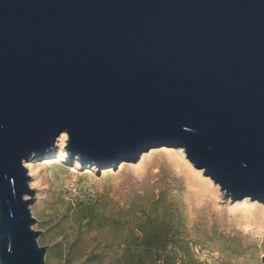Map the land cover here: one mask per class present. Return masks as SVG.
<instances>
[{
	"label": "water",
	"instance_id": "1",
	"mask_svg": "<svg viewBox=\"0 0 264 264\" xmlns=\"http://www.w3.org/2000/svg\"><path fill=\"white\" fill-rule=\"evenodd\" d=\"M63 132L101 169L181 148L264 202V0H0V264H46L23 162Z\"/></svg>",
	"mask_w": 264,
	"mask_h": 264
},
{
	"label": "rangeland",
	"instance_id": "2",
	"mask_svg": "<svg viewBox=\"0 0 264 264\" xmlns=\"http://www.w3.org/2000/svg\"><path fill=\"white\" fill-rule=\"evenodd\" d=\"M61 135L42 157L23 162L46 264H152L139 242L145 217L160 225L169 264H263L264 202L226 197L181 148L153 147L136 162L101 169L70 159ZM245 199L252 215L232 211Z\"/></svg>",
	"mask_w": 264,
	"mask_h": 264
},
{
	"label": "trees",
	"instance_id": "3",
	"mask_svg": "<svg viewBox=\"0 0 264 264\" xmlns=\"http://www.w3.org/2000/svg\"><path fill=\"white\" fill-rule=\"evenodd\" d=\"M153 222L154 221H151L149 218L147 219V217H145L140 223L138 227L140 233V246L145 252H147V256H149L150 253L155 256V260L152 262V264H158L157 262L161 260L159 258L162 256L165 258L163 259V264H169L168 260H166L167 244L165 237H161L159 232L156 230L157 226L160 225H155ZM137 264H145V262L139 260Z\"/></svg>",
	"mask_w": 264,
	"mask_h": 264
},
{
	"label": "bare ground",
	"instance_id": "4",
	"mask_svg": "<svg viewBox=\"0 0 264 264\" xmlns=\"http://www.w3.org/2000/svg\"><path fill=\"white\" fill-rule=\"evenodd\" d=\"M63 133H65V132H63ZM61 134H62V133H61ZM61 134H60V135H61ZM65 141H66V136L63 134V135H61V137H60V139L58 140V142H62V144H64ZM60 144H61V143H60ZM26 167H29V168H30L29 165L26 166ZM29 172L31 173V169H30ZM232 211H238V212H241V213H243V214L248 213V214H251V215H252L253 212L255 211V207H254V206H251V205H248V200L245 199L244 201H242V202H240V203H237V204L233 207Z\"/></svg>",
	"mask_w": 264,
	"mask_h": 264
}]
</instances>
